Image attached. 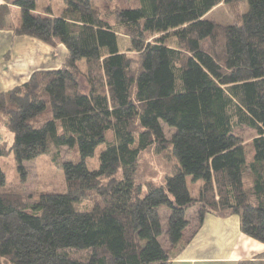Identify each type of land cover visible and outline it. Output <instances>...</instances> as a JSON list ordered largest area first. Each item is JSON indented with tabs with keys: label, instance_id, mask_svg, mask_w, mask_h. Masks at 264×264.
<instances>
[{
	"label": "trees",
	"instance_id": "trees-1",
	"mask_svg": "<svg viewBox=\"0 0 264 264\" xmlns=\"http://www.w3.org/2000/svg\"><path fill=\"white\" fill-rule=\"evenodd\" d=\"M97 1L0 5V31L44 43L52 58L59 46L67 53L59 69L0 92V128L14 136L0 159L13 154L22 175L8 185L0 167V264H171L194 207L196 231L207 215L238 216L264 244V0ZM221 4L247 9L234 25L208 20ZM243 127L256 132L250 144ZM61 147L82 160L62 163L61 186L35 200L24 163L60 161ZM153 147L176 164L143 195L139 162Z\"/></svg>",
	"mask_w": 264,
	"mask_h": 264
},
{
	"label": "crops",
	"instance_id": "crops-1",
	"mask_svg": "<svg viewBox=\"0 0 264 264\" xmlns=\"http://www.w3.org/2000/svg\"><path fill=\"white\" fill-rule=\"evenodd\" d=\"M6 1L0 0V5ZM13 11L18 12L17 9ZM60 48L64 53L57 51H61ZM57 50L56 57L52 58V49L44 43L28 37H14L10 30L0 31V92L25 84L34 72L59 69L67 53L63 46ZM49 61L57 62L56 66H47ZM187 229L183 238L185 249L171 264H240L264 260V244L241 232L238 216L207 215L199 230L190 229V226Z\"/></svg>",
	"mask_w": 264,
	"mask_h": 264
},
{
	"label": "rangeland",
	"instance_id": "rangeland-1",
	"mask_svg": "<svg viewBox=\"0 0 264 264\" xmlns=\"http://www.w3.org/2000/svg\"><path fill=\"white\" fill-rule=\"evenodd\" d=\"M119 4L126 6V0H118ZM97 5L106 9L108 2L105 0L97 1ZM246 5H240L237 9L229 6L227 4H221L215 8L211 14L207 17L208 20H213L223 25H234L237 22L241 21V14L246 11ZM15 18V13H14ZM17 17V16H16ZM13 18V17H12ZM13 18V20H14ZM19 18V16H18ZM171 44H174L171 42ZM7 45L10 46L9 42ZM204 50L211 52L210 42L207 41L203 44ZM61 51L58 49V52L64 53L62 48ZM60 53L62 57L63 54ZM132 57H135L132 54H129ZM58 62V59L56 60ZM57 62L49 61L47 64L56 66ZM83 89L87 91V86L85 85L84 80ZM171 134V131H168V135ZM237 136L241 139L244 144H250V142L256 136V132L250 128L243 127L236 130ZM13 134L7 132L5 129L0 128V142L11 143L13 141ZM106 144L100 145L95 155L86 160V164L91 170H98L100 168V155L105 150ZM81 156L79 150L71 149L68 147H61L60 149V161L56 160L53 155L47 154L40 156L32 161H27L24 163V168L27 172V180L25 185V192L29 195H32L34 199H37V194L48 189L53 188V186H61V183L64 179V171L62 168V163L65 162H79L81 161ZM176 161L172 157L171 152L165 151L164 153H158L156 148L144 152L141 156L139 162V171L137 175V182L143 186V195L148 191V184L153 183L156 185H162L166 176L171 173V170L175 166ZM0 167L5 171L7 176V184H17L21 181L22 175L18 170L17 163L14 159L13 154H9L0 159ZM89 202H84L80 205V208H85L89 206ZM197 213L198 208L194 207L189 209L187 213V219L190 221V229L195 228L197 224ZM162 225L164 230L168 228V210L167 208L162 209ZM188 230V229H187ZM186 230V231H187ZM185 231V232H186ZM191 233L192 230H189ZM162 245L165 248H169V244L166 240V237L163 236L160 239Z\"/></svg>",
	"mask_w": 264,
	"mask_h": 264
}]
</instances>
